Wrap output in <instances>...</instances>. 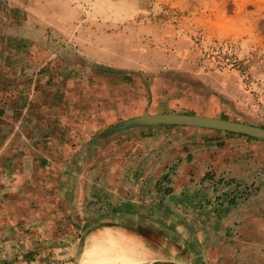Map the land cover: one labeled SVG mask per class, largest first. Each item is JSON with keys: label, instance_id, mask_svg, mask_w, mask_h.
<instances>
[{"label": "rangeland", "instance_id": "rangeland-1", "mask_svg": "<svg viewBox=\"0 0 264 264\" xmlns=\"http://www.w3.org/2000/svg\"><path fill=\"white\" fill-rule=\"evenodd\" d=\"M46 1L43 9L55 12ZM68 1L79 4V28L67 37L36 7L17 6L13 17L16 0H0V210L7 224L0 241L7 263L185 264L142 218L120 217L135 201L124 192L122 161L155 147L149 131L163 123H119L169 111L264 128V0ZM228 134L244 140L227 155L256 165L261 177L246 192L251 200L239 227L264 264V138ZM150 247L160 262L137 258Z\"/></svg>", "mask_w": 264, "mask_h": 264}, {"label": "crops", "instance_id": "crops-1", "mask_svg": "<svg viewBox=\"0 0 264 264\" xmlns=\"http://www.w3.org/2000/svg\"><path fill=\"white\" fill-rule=\"evenodd\" d=\"M45 1L16 0V6L33 12L36 7L34 13L47 16L48 23L61 34L74 35L79 28V4L50 0L58 7L55 12H47L43 9L47 6ZM151 127L149 132L157 137L158 144L151 149L142 146L134 161L127 156L122 161L124 192L129 191L134 196L130 201H135L129 203L128 213L120 217L134 214L142 218L143 226L160 233L168 253L185 264H259V248L244 243L239 222L243 217L242 207L251 200L246 192L258 187L261 177L256 175V165L233 161L235 157L226 153L234 142L244 140L242 136L182 124ZM131 161L135 166L134 163L129 166ZM222 176L224 180H217ZM4 216L5 212L0 210V234L7 226ZM115 216L116 213L112 217ZM6 230L12 231L10 227ZM4 247L0 241V264H17L19 260L7 263ZM137 258L158 263L163 256L157 248L150 247ZM23 262L44 264L41 258L34 257Z\"/></svg>", "mask_w": 264, "mask_h": 264}, {"label": "water", "instance_id": "water-1", "mask_svg": "<svg viewBox=\"0 0 264 264\" xmlns=\"http://www.w3.org/2000/svg\"><path fill=\"white\" fill-rule=\"evenodd\" d=\"M163 123V124H182L197 127H207L225 131H233L238 133L247 134L254 137L264 138V128L248 124L238 120L222 118L218 116H209L202 114H191L185 112H144L140 115L133 116L123 120L119 125L129 123ZM163 254H167L163 251Z\"/></svg>", "mask_w": 264, "mask_h": 264}, {"label": "trees", "instance_id": "trees-1", "mask_svg": "<svg viewBox=\"0 0 264 264\" xmlns=\"http://www.w3.org/2000/svg\"><path fill=\"white\" fill-rule=\"evenodd\" d=\"M18 7L17 6H12L11 8H9V13H10V16H15V12L18 11ZM127 79H130L129 77ZM185 113H188V112H185ZM123 121V120H122ZM173 124V123H172ZM111 129V128H110ZM227 132H230V133H238V132H233V131H227ZM238 134H243V133H238ZM243 135H246V136H249V137H254V136H250V135H247V134H243ZM167 187L164 189L165 191H167Z\"/></svg>", "mask_w": 264, "mask_h": 264}, {"label": "bare ground", "instance_id": "bare-ground-1", "mask_svg": "<svg viewBox=\"0 0 264 264\" xmlns=\"http://www.w3.org/2000/svg\"><path fill=\"white\" fill-rule=\"evenodd\" d=\"M124 246V245H123ZM120 247H121V245H120ZM122 248H120V250H121ZM124 252H125V250H123ZM116 252V251H115ZM113 259V258H112ZM109 260V259H108ZM118 261V260H117ZM105 263V262H104ZM112 263V262H111ZM116 263V262H115ZM114 262H113V264H115ZM106 264V263H105Z\"/></svg>", "mask_w": 264, "mask_h": 264}]
</instances>
